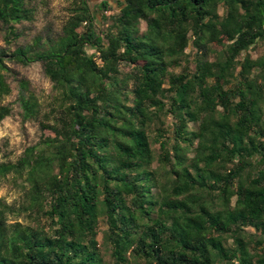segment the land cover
<instances>
[{
  "label": "trees",
  "instance_id": "trees-1",
  "mask_svg": "<svg viewBox=\"0 0 264 264\" xmlns=\"http://www.w3.org/2000/svg\"><path fill=\"white\" fill-rule=\"evenodd\" d=\"M115 3L71 0L59 34L18 45L49 0H0L12 58L56 93L42 114L21 83L42 135L0 163L23 194L0 198V264H264V0Z\"/></svg>",
  "mask_w": 264,
  "mask_h": 264
},
{
  "label": "rangeland",
  "instance_id": "rangeland-1",
  "mask_svg": "<svg viewBox=\"0 0 264 264\" xmlns=\"http://www.w3.org/2000/svg\"><path fill=\"white\" fill-rule=\"evenodd\" d=\"M111 1L117 7L115 0ZM95 3H92L93 7ZM71 8V0H49L48 8H39V14L35 22L18 26V29L24 33L18 45H29L36 37L46 38L59 34L64 23L71 15ZM95 15L98 19L102 17L98 10L95 11ZM142 28L144 29V25ZM16 47L17 42L9 45L5 41V30L0 24V55H3L7 65V81L12 91L3 101V105L12 108V115L0 121V163L6 161L16 162L28 147L36 145L41 139L42 132L39 122L35 120L24 121L23 119V108L19 102V98L23 93L21 88L22 81L29 82L31 91L36 94L42 103V114L49 112L50 103L56 94L53 83L45 75L40 62L25 65L12 58V53ZM249 53L254 59L264 55V43L259 44L258 47L250 50ZM22 195L20 188L11 185V179L0 183V198H3L8 204H19L22 200ZM9 221H20L25 224L29 222L28 219L17 218L12 215L9 216ZM105 228L104 224L100 225L98 237L100 242L102 241Z\"/></svg>",
  "mask_w": 264,
  "mask_h": 264
}]
</instances>
